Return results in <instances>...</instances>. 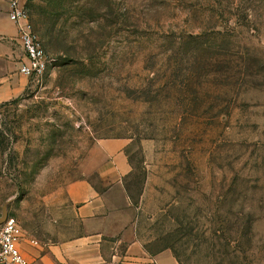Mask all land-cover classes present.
<instances>
[{
  "label": "rangeland",
  "instance_id": "obj_1",
  "mask_svg": "<svg viewBox=\"0 0 264 264\" xmlns=\"http://www.w3.org/2000/svg\"><path fill=\"white\" fill-rule=\"evenodd\" d=\"M24 9L46 63L0 101V217L37 242L76 234L66 187L95 140L121 138L149 249L177 264H264V0ZM9 23L0 0V40L21 50Z\"/></svg>",
  "mask_w": 264,
  "mask_h": 264
},
{
  "label": "crops",
  "instance_id": "obj_2",
  "mask_svg": "<svg viewBox=\"0 0 264 264\" xmlns=\"http://www.w3.org/2000/svg\"><path fill=\"white\" fill-rule=\"evenodd\" d=\"M3 28L8 34L15 30L13 23ZM22 62V51L0 40V101L18 96L27 87L30 76L17 70ZM124 145L123 139L109 137L87 148L82 176L66 187L78 232L46 243L23 231L18 247L28 264H177L169 247L149 249L135 233L134 206L123 184L131 169Z\"/></svg>",
  "mask_w": 264,
  "mask_h": 264
},
{
  "label": "built area",
  "instance_id": "obj_3",
  "mask_svg": "<svg viewBox=\"0 0 264 264\" xmlns=\"http://www.w3.org/2000/svg\"><path fill=\"white\" fill-rule=\"evenodd\" d=\"M5 1L6 16L15 25L16 38L24 56V62L17 70L30 76L44 67L45 53L25 12L24 0ZM22 236L23 230L15 217L4 215L0 222V264H28L18 247Z\"/></svg>",
  "mask_w": 264,
  "mask_h": 264
},
{
  "label": "water",
  "instance_id": "obj_4",
  "mask_svg": "<svg viewBox=\"0 0 264 264\" xmlns=\"http://www.w3.org/2000/svg\"><path fill=\"white\" fill-rule=\"evenodd\" d=\"M3 217H4V215H2V216L0 217V222L3 220Z\"/></svg>",
  "mask_w": 264,
  "mask_h": 264
}]
</instances>
